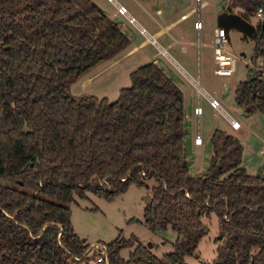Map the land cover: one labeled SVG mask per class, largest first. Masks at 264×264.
Wrapping results in <instances>:
<instances>
[{"label": "trees", "instance_id": "obj_1", "mask_svg": "<svg viewBox=\"0 0 264 264\" xmlns=\"http://www.w3.org/2000/svg\"><path fill=\"white\" fill-rule=\"evenodd\" d=\"M249 21L261 11L254 59L264 64V0H231ZM129 45L91 0H0V264H97L72 231L68 205L86 192L112 199L150 190L151 232L171 229L162 259L130 242L107 245L108 264H185L217 218L216 256L202 264H264V178L242 167L234 136L214 129L206 173H189L183 95L155 63L129 74L117 100L73 96L70 86ZM247 115H264V68L234 91ZM78 259V261L76 260Z\"/></svg>", "mask_w": 264, "mask_h": 264}, {"label": "rangeland", "instance_id": "obj_2", "mask_svg": "<svg viewBox=\"0 0 264 264\" xmlns=\"http://www.w3.org/2000/svg\"><path fill=\"white\" fill-rule=\"evenodd\" d=\"M91 1L115 22L128 38L129 45L122 53L130 50L144 39L143 34L125 15L118 14L117 7L113 2L110 0ZM206 1L219 13L232 10L235 15H238L242 12L240 8L232 4L231 0ZM115 2L125 7L128 15L137 18L134 11L136 4L133 0H115ZM210 6L204 9L206 12L202 13L201 27L203 30L205 29V20L207 19V24L211 21ZM259 22V17H251L248 21L251 29L245 33L236 29L228 30L226 50L235 58L236 63L235 71L230 77H213L212 59L208 56L209 53H206L207 56L202 54L200 62L202 92L199 94H197L196 87L164 55H159L151 60L171 77V80L182 92L185 118L183 146L186 159L190 163L189 173L192 176L200 177L207 171L212 154L207 134L213 128L220 129L237 138L242 147V167L248 175L264 178V115L259 112L247 115L244 109L234 102L236 86L247 80L251 73L248 64L251 61L255 62L253 50ZM155 48L153 44H150L145 50L121 60L115 67L106 69L96 76L91 86L82 85L86 76L96 74L108 63L97 66L86 76L71 84L70 94L80 96L84 95L88 89H96L101 90L98 95H95L96 97L102 93L101 98L105 97L108 102L116 101L119 90L130 86L128 70L134 68L137 61L142 60L144 55L147 57L153 55L156 52ZM169 54L195 80L196 58L184 54L182 57H186L187 60L183 62L173 51H169ZM213 97L217 100L220 109L231 120L238 123V129L232 127L223 113L211 109L208 98ZM198 108L200 112L197 117ZM154 185L153 180L146 182L147 188L132 184L124 193L114 196L112 199H106L104 196L92 192H86L83 197L73 195L72 202L68 205L73 233L86 244L95 245L93 251L96 254L106 251L105 245L118 239L130 242L129 246L122 248L119 252L120 257L124 260L128 259L129 254L139 245L147 248L156 258L162 259L165 255L173 252L176 235L169 228L151 232L144 225L143 211L146 206L144 197L150 195V190ZM201 220L207 226L208 233L198 244L195 254L186 258L185 264L211 262L216 256L217 218L211 215L209 218L203 217ZM66 263L72 264L69 260Z\"/></svg>", "mask_w": 264, "mask_h": 264}, {"label": "crops", "instance_id": "obj_3", "mask_svg": "<svg viewBox=\"0 0 264 264\" xmlns=\"http://www.w3.org/2000/svg\"><path fill=\"white\" fill-rule=\"evenodd\" d=\"M133 1L136 4L134 11L137 15V18L134 17V19L132 15H128L127 11L125 16L133 23L135 27L139 29V31L143 34L144 39L137 45H134L130 50H126L124 53L120 54L116 59L108 62L107 66L101 71L94 75L86 76L82 81V85L85 87L91 86L95 77L104 72L106 69L115 67V65H118L121 60H124L129 56H134V54H138L142 50H145L150 44H153L156 47V52L149 57L145 55L144 58L140 57L142 60H138L134 68L128 70V73H131L146 63L152 62L151 60L155 57L164 55L173 64V66L181 71V73L196 87L197 94L201 93V57L202 54L207 56L209 53L208 56L212 59L213 64L212 34L214 27L217 26V17L223 13L234 14V12H232V10H228L219 13L213 9L206 0ZM208 6H210L211 21L207 24V19L205 20V29L203 30L201 27L202 13L206 12L204 9H206ZM238 16H240L239 13ZM169 51H173L177 57L183 60V62H186L187 60L186 57H182L184 54H188L191 56V58H196L197 69L195 80L183 70L180 64H178L176 60L173 59L172 55V57L170 56ZM165 74L171 78L167 73ZM100 92L101 90L88 89L86 90L85 94H92L95 96ZM100 96H102V93L98 96V98H101ZM199 112L200 111L198 108L197 117ZM222 113L228 118V116L223 111ZM213 130L214 129L212 128L208 132V140Z\"/></svg>", "mask_w": 264, "mask_h": 264}, {"label": "built area", "instance_id": "obj_4", "mask_svg": "<svg viewBox=\"0 0 264 264\" xmlns=\"http://www.w3.org/2000/svg\"><path fill=\"white\" fill-rule=\"evenodd\" d=\"M115 4L117 7L118 14L126 15V9L125 7L116 4L115 0H110ZM257 17L261 18V11H258L256 14ZM227 45V33L224 29L219 27H214L213 34H212V49H213V76L214 77H230L236 67L235 58L230 55L226 50ZM249 68L252 71L259 72L262 71L264 68V64L262 60L255 59V62L252 61L248 64ZM211 109L213 111H219L222 113V110L220 109V106L217 102V100L213 98H208ZM232 127L234 129H238L239 125L237 122L231 120L229 117L227 118ZM93 248H95V245H90L89 250L92 251ZM103 255V256H102ZM78 261V259H76ZM95 263L97 264H108L107 262V256L105 251L101 253V255L96 256Z\"/></svg>", "mask_w": 264, "mask_h": 264}, {"label": "water", "instance_id": "obj_5", "mask_svg": "<svg viewBox=\"0 0 264 264\" xmlns=\"http://www.w3.org/2000/svg\"><path fill=\"white\" fill-rule=\"evenodd\" d=\"M216 24L217 27L224 29L226 33L230 29H236L244 33L248 32L251 29L247 21L242 19L240 16L231 13H223L219 15L217 17ZM151 202H152V197L150 195H146L144 197L145 205L146 206L150 205ZM133 239L137 241L135 237H133Z\"/></svg>", "mask_w": 264, "mask_h": 264}]
</instances>
